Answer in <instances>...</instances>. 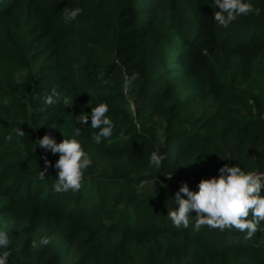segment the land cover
Returning a JSON list of instances; mask_svg holds the SVG:
<instances>
[{
    "label": "trees",
    "instance_id": "obj_1",
    "mask_svg": "<svg viewBox=\"0 0 264 264\" xmlns=\"http://www.w3.org/2000/svg\"><path fill=\"white\" fill-rule=\"evenodd\" d=\"M251 3L259 15L223 28L214 0H0V230L11 240L9 264H264V222L249 238L235 228L197 232L195 211L188 228L168 217L185 182L198 191L226 164L264 171V0ZM75 7L82 13L65 22ZM98 103L115 127L95 144ZM74 126L92 165L78 191L56 193L59 154L36 140L51 134L59 143ZM18 127L25 136H15ZM157 150L166 156L160 170L149 164ZM42 236L50 243L40 246Z\"/></svg>",
    "mask_w": 264,
    "mask_h": 264
},
{
    "label": "clouds",
    "instance_id": "obj_2",
    "mask_svg": "<svg viewBox=\"0 0 264 264\" xmlns=\"http://www.w3.org/2000/svg\"><path fill=\"white\" fill-rule=\"evenodd\" d=\"M215 6L219 11H215L214 20L223 28H227L233 21L241 15H259L260 9L255 8L251 0H214ZM215 7V8H216ZM83 11L80 7L72 8L65 12V22L75 20ZM207 55V50L204 52ZM21 72L16 73L17 82H21L19 77ZM104 74L101 73V76ZM138 73L125 76L123 87L127 91L138 78ZM108 83L107 80L104 81ZM56 95L55 89L52 94L44 98L45 105L52 104L53 97ZM67 97L63 99L64 105H72ZM91 106V105H90ZM109 112L107 103H98L91 106L90 127L98 130L93 132L92 140L95 144H100L102 139L112 136L115 127L113 121L106 115ZM77 120L78 125H85L89 120L88 113L80 114ZM16 137L25 136L21 127L14 130ZM123 132L121 137L123 138ZM64 136V135H63ZM81 136V127L74 126L70 138L63 139L57 143L51 134H46L43 138L36 140L45 152L59 154L58 159L53 165L58 170V177L52 186L56 193L67 192L68 190L78 191L81 188L82 180L87 169L92 165L90 155L84 150L82 142L78 137ZM13 135L10 133L5 140L11 141ZM166 156L157 151L150 155L149 164L151 167L160 170ZM49 162L45 159V164ZM41 180L45 175L44 171L38 173ZM198 191L190 190L187 183H183L175 193L174 204L178 209L168 211V217L177 228L189 227L190 211H195L194 230L200 231L203 226L220 229L235 228L240 232L246 233L247 237H252L258 230V225L264 222V171L246 170L239 165H224L219 169V175L207 179H201L198 183ZM183 194V195H182ZM186 197V198H185ZM50 243V238L42 236L39 245L44 246ZM11 240L8 232L0 230V264H9ZM36 247V242H33Z\"/></svg>",
    "mask_w": 264,
    "mask_h": 264
}]
</instances>
